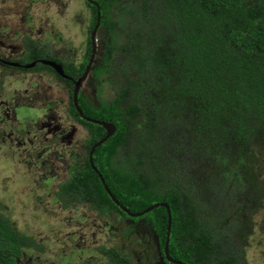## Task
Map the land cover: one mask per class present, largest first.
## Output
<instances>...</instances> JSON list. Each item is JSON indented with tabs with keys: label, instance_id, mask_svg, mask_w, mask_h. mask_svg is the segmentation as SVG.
Here are the masks:
<instances>
[{
	"label": "trees",
	"instance_id": "16d2710c",
	"mask_svg": "<svg viewBox=\"0 0 264 264\" xmlns=\"http://www.w3.org/2000/svg\"><path fill=\"white\" fill-rule=\"evenodd\" d=\"M93 1H85L89 29L98 9L108 41L104 63L91 73L115 93L98 107L77 93L76 105L114 131L94 147L91 167L89 149L105 130L75 116L88 131L86 157L57 183L53 199L64 206L87 201L98 216L116 212L146 222L162 255L165 208L132 217L119 205L135 213L165 202L169 257L184 264H246L230 233H243L237 220L249 191L262 200L261 180L248 164L256 161L254 146L264 145V0ZM90 47L78 70L69 63L63 71L82 72ZM28 51L44 57L30 42ZM69 112L77 113L71 96ZM241 194L247 199L238 202ZM25 251L41 254L44 246L0 213V264H16ZM94 252L105 264H133L113 247Z\"/></svg>",
	"mask_w": 264,
	"mask_h": 264
},
{
	"label": "rangeland",
	"instance_id": "374dc122",
	"mask_svg": "<svg viewBox=\"0 0 264 264\" xmlns=\"http://www.w3.org/2000/svg\"><path fill=\"white\" fill-rule=\"evenodd\" d=\"M90 21L84 0H0V58H24L28 39L43 53L77 68L87 52ZM107 41L100 26L94 34L91 68L104 63ZM51 75L45 69L24 71L0 63V213L16 230L44 246L41 254L22 252L16 264H105L94 252L100 245L126 254L133 264H163L156 236L146 222L132 223L116 212L98 216L87 201L64 206L53 199L57 183L73 172L67 167L78 165L79 159L69 153L83 154L87 132L74 119H65L67 88ZM81 90L95 107L115 93L104 78L96 79L91 72ZM48 114L57 116L55 122L61 125L55 134L41 126ZM71 125L75 131L70 142L62 141L59 135ZM14 137L23 142L16 145ZM253 153L256 161L248 166L261 180L262 200L257 203L256 194L249 191L247 209L237 220L244 223L243 233L230 234L246 264H264V145H255Z\"/></svg>",
	"mask_w": 264,
	"mask_h": 264
},
{
	"label": "flooded vegetation",
	"instance_id": "af4514ba",
	"mask_svg": "<svg viewBox=\"0 0 264 264\" xmlns=\"http://www.w3.org/2000/svg\"><path fill=\"white\" fill-rule=\"evenodd\" d=\"M85 1H88L92 4H96L95 1L93 0H84ZM94 2V3H93ZM88 6V5H87ZM89 7V6H88ZM90 8V7H89ZM98 28H100V26L98 25L97 28L95 29L94 31V34L96 33V31L98 30ZM93 29V27H92ZM92 29H89V25L87 26V36H86V41L90 44V49H89V56H88V59H87V62L85 63V66L87 65L90 57L91 58V62L93 60V57H94V54H95V44H94V36H93V44H94V49L92 50V42H91V38H90V33L92 31ZM88 38H89V41H88ZM26 40V38H24ZM25 57H21L20 59H17L16 61H10L8 59H4V58H0V63L4 66H12L13 68H16V69H19V70H30V69H33V70H41V69H45L48 71L49 74H52L51 77H53V79H57L58 81H62L63 84L66 86L67 88V103H68V108H67V111H66V116H65V119L68 121V120H72L74 119L77 123H79L76 119H75V116L78 115L77 113L75 115L71 114L69 112V101H70V96H71V99H72V90H73V86H74V83L77 81V79L81 76V74L83 73L84 69H85V66H84V69L82 70V72H75L76 70H78L79 68V65L82 63L84 57L82 58L81 62L77 65V68H74L73 65L71 64V66L73 67V69L75 71H71L68 73H65L62 69V73L64 74L63 75H60L58 74L51 66L47 65V64H44L42 62V60L44 61H52L56 64H60L61 65V68H62V65H66L64 63H62L60 60H58L57 58L55 57H52L50 55H47L45 53H43L42 51H40L38 48L37 51L40 52L41 55H43L44 57H30L29 56V51H28V45H29V42L32 43L31 41H29L28 39L25 41ZM28 42V43H27ZM36 47V46H35ZM27 59V60H25ZM91 62H90V65H89V69H88V72L86 73V76L84 77V79L81 80L80 84H79V87H78V91L77 93H80L87 102L90 103V101L88 100V98L86 96H84L82 90H81V86H82V82L88 77L89 73L92 71L93 68H91ZM32 63V64H31ZM31 66H28L30 65ZM92 74V73H91ZM77 95V94H76ZM47 98V96H45L44 98L42 97L40 100L42 102H46L45 99ZM74 105V104H73ZM18 106H22V105H18ZM25 107V106H23ZM26 108V107H25ZM69 114L73 117V118H69ZM57 119V116L53 115L51 116L50 114L46 115V119L44 121L41 122V126L45 129L46 132L48 133H52V134H55L57 131L60 130L61 128V125L57 122H55ZM54 121L52 124L51 122ZM80 124V123H79ZM81 125V124H80ZM73 125H71V129L69 131H67V133L65 134H61L59 135L60 139L62 141H65V142H70L71 138H72V135L75 131V129L72 127ZM82 126V125H81ZM85 131L87 132V137H88V131L85 129ZM43 138H46V137H43ZM13 140L15 141L16 145H20L23 141H20L18 137H14ZM85 142H86V139H85ZM85 142L83 144V154L80 155V153H77V152H73V151H70L69 153V156H71L72 158L74 159H79V163L77 165V162L73 163V165H71L70 167L68 166L67 169L72 172L75 170V168H79L82 166L84 160H85V157H86V151H85ZM39 143H42L41 141H39ZM87 158H88V155H87ZM80 159H83L80 163ZM157 243V241H156ZM158 246V244H157ZM158 250H159V247H158ZM163 252V251H162ZM159 253L161 254V259H162V263L165 264L164 262V259L167 260L168 262L170 263H173L171 260H168L166 259L164 253L162 255V253L160 252L159 250ZM90 257L92 258V255H90ZM171 258V257H170ZM172 260H176V259H173L171 258ZM178 261V260H176ZM180 262V261H179ZM182 263V262H181ZM176 264V263H174ZM184 264V263H182Z\"/></svg>",
	"mask_w": 264,
	"mask_h": 264
},
{
	"label": "water",
	"instance_id": "95a60500",
	"mask_svg": "<svg viewBox=\"0 0 264 264\" xmlns=\"http://www.w3.org/2000/svg\"><path fill=\"white\" fill-rule=\"evenodd\" d=\"M98 22H99V12H98V9H97L96 10V20H95V24L93 26V29H92L91 33H90V38H91V42H92V50L94 49V44H93L94 31H95V29L98 26ZM91 58L92 57H90V59H89L87 65L85 66V69H84L83 73L81 74V76L74 83L73 90H72V102H73V104L75 106V109H76L77 114L81 118L85 119L86 121H90V122H93V123H97V124L101 125L104 128V130H105L104 136L101 139H99L98 141H96L91 146V148L89 149V152H88V161L90 163V166L92 167L91 154H92V151H93L94 147L97 146L98 144L102 143L103 141H105V139L112 134V132L114 131V126L110 122H104L102 120H95V119H92V118H89V117L84 116L82 114V112L80 111V109L78 108V106L76 105V94H77V91H78V87H79V84H80L81 80L84 79V77L86 76V73L88 72L89 65H90V62H91ZM42 62L44 64H47V65L51 66L58 74L64 76V74L62 73V68H61V65L60 64H56V63H54L52 61H44V60H42ZM31 64L28 65V66H31ZM96 173H97V175H98V177L100 179V182L103 185V188L108 193V195L110 196V198L114 201L115 204L119 205L117 203V201L114 199V197L110 194V192H109L108 188L106 187V185H105V183H104L101 175L97 171H96ZM158 205L163 206L165 208L166 215H167V219H166V233H165V240H164V245H163V253H164L166 259L171 260L173 263H176V264H182L179 261L172 260L168 256V253H167V241H168L169 227H170V211H169L168 205L165 202H161V203H156V204L150 205V206L144 208L143 210H141L139 212H135V213L129 212L128 210H126L125 208H123L120 205H119V207L122 210H124L127 215L132 216V217H136V216H140V215L146 213L147 211L151 210L152 208H154V207H156Z\"/></svg>",
	"mask_w": 264,
	"mask_h": 264
}]
</instances>
